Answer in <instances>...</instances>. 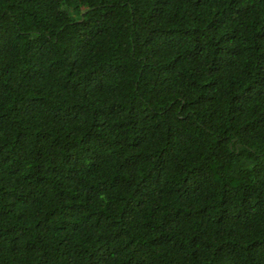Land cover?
I'll list each match as a JSON object with an SVG mask.
<instances>
[{
  "label": "trees",
  "instance_id": "1",
  "mask_svg": "<svg viewBox=\"0 0 264 264\" xmlns=\"http://www.w3.org/2000/svg\"><path fill=\"white\" fill-rule=\"evenodd\" d=\"M0 264H264V0H0Z\"/></svg>",
  "mask_w": 264,
  "mask_h": 264
}]
</instances>
